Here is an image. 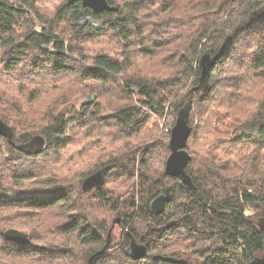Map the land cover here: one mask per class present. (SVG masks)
I'll return each instance as SVG.
<instances>
[{"label":"trees","instance_id":"16d2710c","mask_svg":"<svg viewBox=\"0 0 264 264\" xmlns=\"http://www.w3.org/2000/svg\"><path fill=\"white\" fill-rule=\"evenodd\" d=\"M107 1L114 12L96 13L81 1L0 0V89L9 104L0 119L17 144L36 135L47 140L42 154L29 155L0 136V264H15L14 258L40 264L263 259L264 0ZM246 37L243 64L227 67L232 45ZM98 41L103 49L88 53L85 46ZM206 52L216 61L201 93ZM88 85L124 103L107 113L93 101L65 112L72 89ZM219 89L223 99L213 96ZM43 97L52 105L39 121L28 118ZM188 106L192 160L186 170L194 191L164 172L171 128ZM167 116L166 135L146 149L147 138L133 143L156 132L157 120ZM45 158L54 165L36 168ZM106 166L112 169L103 189L85 194L83 181ZM119 182L129 197L117 195ZM162 194L165 210L154 215L150 204ZM247 209L255 215L246 216ZM57 215L56 223L43 226ZM32 220L40 228L28 226ZM114 224L122 237L104 249ZM10 228L29 234L31 244L8 241ZM133 240L147 247L145 258L132 257Z\"/></svg>","mask_w":264,"mask_h":264},{"label":"water","instance_id":"95a60500","mask_svg":"<svg viewBox=\"0 0 264 264\" xmlns=\"http://www.w3.org/2000/svg\"><path fill=\"white\" fill-rule=\"evenodd\" d=\"M81 1L85 7H88L96 13H102L104 11L114 12L116 8L111 7L107 0H68L69 4ZM216 61V57L209 52L203 54L200 65L202 67V73L199 80L197 90L204 93L210 79L211 68ZM190 107L188 106L185 110L179 113L175 126L171 129V139L169 142V149L171 154L167 159L165 174L169 177L181 178L182 182L188 187L190 191L196 190L191 176L187 173V166L192 160V156L186 150L187 143L192 134V128L189 123ZM0 136L6 137L9 142L17 148L19 151L27 153L29 155L35 154L40 155L45 151L47 146V140L41 135L34 136L29 142L25 144H17L13 141V130L12 128L0 119ZM111 166L103 167L96 171L89 177H87L82 183V191L85 194H91L93 191L102 190L105 185V179L108 172L111 171ZM167 198L165 195H160L155 198L151 204V211L154 215L161 214L166 207ZM124 212L119 213L117 216L116 223H121V218ZM264 221L262 219L260 222ZM114 226L110 230V234L115 228ZM5 238L8 241L14 242L19 245L27 246L31 244L29 234L19 231L17 229H9L4 233ZM112 240L107 239L105 245L106 249L111 245ZM148 251L147 247L140 245L134 240L131 243V255L134 259L140 260L146 257ZM102 254V253H101ZM156 259H159L157 256ZM162 260L174 264H190L185 259H175L169 257H162ZM250 264H264L263 259H255Z\"/></svg>","mask_w":264,"mask_h":264},{"label":"rangeland","instance_id":"374dc122","mask_svg":"<svg viewBox=\"0 0 264 264\" xmlns=\"http://www.w3.org/2000/svg\"><path fill=\"white\" fill-rule=\"evenodd\" d=\"M46 8H47L48 11H50L51 5H47ZM47 15H50L51 16V13H47ZM251 37H254V36H251ZM247 38L248 37L244 38V40L242 39L240 41H237L234 45H232V49H231L232 51H231V53H232L233 60L231 62L227 58V64H226L227 67L228 66H232L231 64L232 63L235 64V62H238V64H241V65L243 64L244 57L241 56V50L243 49V47H244L243 45L245 44V42H247ZM253 39H258L259 40L260 37L253 38ZM103 43H104L103 41H98L97 43H95V42L94 43H89V44H87L88 46H85V47H86V50L88 51V53L92 54V52H95L96 50H98V48L100 46H101V48L104 47V44ZM48 74H46V78L49 79V80H47V86L46 87H50L51 82H52V79L50 78L51 75H48ZM27 76H29V74H27ZM77 78H78V80L80 79L79 77H77ZM89 86H92V88H89ZM72 90H73V92H76V93H74L72 95L73 97H72L71 101L65 103L64 106L65 107L67 106V107L66 108L63 107L65 109V110L64 109L63 110L65 112H67L68 114H70V112H72V111H77L78 109L81 108V106L83 104H86V103L88 104V103H91L92 101L93 102H97V103H101V105L103 106V113H107L110 110H112L113 108H115L117 106H120V105H122L124 103V102H118L119 99L117 101L116 100L115 101H112L109 96H107V95H105V94H103V93L100 92L99 87L97 85H88V86H86V88L83 87V88H80V89H77V90L76 89H72ZM217 92L220 95L214 94L213 95L214 98H216V99H223L224 97L221 96L222 93H221L220 89ZM3 93H4V88H1L0 89V98L4 102H2V103L0 102V108L7 109L9 104L8 103H7L8 105L4 104V103H6V101H5V98L3 96ZM8 94H11V96L13 98H16L15 97V95H16L15 91H8ZM95 95H97V97L99 98V100H97L96 98H94ZM118 98L121 99L122 96H118ZM50 105H52V103H48L45 97L41 98L39 101H37L36 103H34L31 106V108H30L31 109V112L28 113V115H27L28 118H38V121H39V119H40V116H39L40 115V112H45L47 110V108H49ZM0 110H2V109H0ZM69 116H71V115H69ZM157 123H158L157 125H159V128L157 129L156 132H153L152 131L151 133H149L147 131V133H149L148 136L146 134H144V135H142L141 138H136V141H133V143L135 145H140L145 140V138H147V142L143 143V148L146 149L149 145H151L152 143H155L157 141L158 134H160V135L165 134L166 135L167 134L166 133V129H167L166 127L169 126L170 123H171L169 121V119H168V116L165 117L164 119L157 120ZM158 130H159V132H158ZM36 131H38V130H36ZM170 139H171V136L168 139L169 142H170ZM139 156H140V154H139ZM169 156H168V158H169ZM48 161L49 160H46V158L43 159V161L42 160H38V163L39 164L37 165L36 168L41 167L43 164L45 165ZM53 161L54 160H50V162L47 163V166L54 165L55 162H53ZM166 163H167V160L165 162L164 172L166 170ZM157 166H158V168H160L161 167V164L160 163H157ZM32 168H35V167L32 166ZM116 174H118V173H116ZM114 188H116V191H117L116 193L120 197L125 198V197H129L130 196V195H127L130 192V189H129V187L127 185H125V184L121 185L120 182L119 183H114ZM54 214H55V210L52 211V214L51 215H54ZM41 215H43V214H41ZM245 215L246 216H253V215H255V212L252 211L251 209H247L246 212H245ZM58 219H59V215H57V216H51V217H49L48 221L45 222V225H43V226H48L49 224L50 225H53L52 223L53 222L56 223L58 221ZM31 225L32 226L35 225L36 228H40L39 226H41V225H37L36 221H34V220L28 221V226H31ZM25 226L26 225H24V227ZM10 229H17V228H10ZM17 230H19V229H17ZM20 231H22V230H20ZM112 237H113V239H112ZM121 237H122V229L119 226H116L114 228L113 234L111 236V240H112L111 244L112 243L113 244L118 243L120 241ZM13 261H14L15 264H40V261H38L35 258H33L31 260H29L28 258L27 259L14 258Z\"/></svg>","mask_w":264,"mask_h":264},{"label":"bare ground","instance_id":"6f19581e","mask_svg":"<svg viewBox=\"0 0 264 264\" xmlns=\"http://www.w3.org/2000/svg\"><path fill=\"white\" fill-rule=\"evenodd\" d=\"M203 56V55H202ZM202 58V57H201ZM201 58H200V61H201ZM200 67H201V65H200ZM213 67V66H212ZM212 69V68H211ZM201 73H202V67H201ZM211 74V73H210ZM200 77H201V75H200ZM199 80H200V78H199ZM198 87V86H197Z\"/></svg>","mask_w":264,"mask_h":264},{"label":"flooded vegetation","instance_id":"af4514ba","mask_svg":"<svg viewBox=\"0 0 264 264\" xmlns=\"http://www.w3.org/2000/svg\"><path fill=\"white\" fill-rule=\"evenodd\" d=\"M92 193H94V191ZM138 244H140V243H138ZM140 245H142V244H140Z\"/></svg>","mask_w":264,"mask_h":264}]
</instances>
